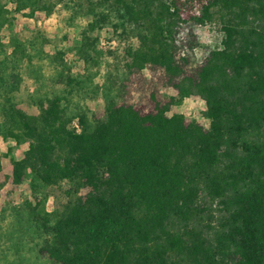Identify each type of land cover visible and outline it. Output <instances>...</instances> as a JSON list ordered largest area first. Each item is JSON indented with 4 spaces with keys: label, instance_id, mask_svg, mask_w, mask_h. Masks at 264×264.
Here are the masks:
<instances>
[{
    "label": "trees",
    "instance_id": "16d2710c",
    "mask_svg": "<svg viewBox=\"0 0 264 264\" xmlns=\"http://www.w3.org/2000/svg\"><path fill=\"white\" fill-rule=\"evenodd\" d=\"M12 2L30 17L57 5L69 23L86 16L74 41L84 71L97 64L96 29L137 45L110 63L100 117L72 99L94 73L71 74L63 49L37 51L66 88L46 104L31 94L39 111L26 114L12 101L36 41L14 37L7 51L0 35V138L27 143L24 159L11 145L4 156L14 183L29 168L32 194L0 208V264H264V0ZM12 20L0 0V31ZM200 22L220 39L197 60ZM190 96L209 108L207 125L168 114ZM62 185L66 201L47 209L43 189Z\"/></svg>",
    "mask_w": 264,
    "mask_h": 264
},
{
    "label": "rangeland",
    "instance_id": "374dc122",
    "mask_svg": "<svg viewBox=\"0 0 264 264\" xmlns=\"http://www.w3.org/2000/svg\"><path fill=\"white\" fill-rule=\"evenodd\" d=\"M2 2L6 9L9 10L10 16L13 19L11 24L5 25L0 31L6 50L9 51L11 49L9 45L11 39L14 37L34 39L36 41L34 49L30 50L32 61H25L21 64L23 81L19 91L14 93L12 106L26 114H37L39 109L31 103L29 98L31 94L38 93L46 104V94L61 92L66 88L65 85L53 81L55 67L49 62L48 58L44 56L40 59L37 56V51H40L41 55H54L56 50L63 49L65 51L64 59L70 67L71 74H87L88 71L94 73L92 82L88 84L86 91H82L80 95H73V103L79 99L91 112L100 117L103 114L104 108L102 86L105 83L107 72L111 68L110 63H113L115 57L123 59L126 47L128 45H137L136 39L133 36L120 39L118 32H113L109 26L94 30L91 35L92 37H96L97 41L93 58L97 61V64L90 62L87 66L88 70L84 71L77 64V52L74 47V41L79 31L88 21L86 16H79L72 23H69V11L65 10L62 5H57L50 12L36 11L30 17L28 16V9L17 13L14 10L15 5L12 0H2ZM193 32L197 45L193 48L192 53L197 60H200L209 49L217 46L220 34L216 30L215 25L204 22L197 23ZM39 35L40 37H47L48 41L41 45ZM37 68L38 70L40 68L38 73L36 72ZM142 73L145 78L149 77L147 69L143 70ZM34 74H38V80L34 79ZM95 85L101 87L97 92L93 90ZM159 93L162 95L173 94L170 88L164 86L160 87ZM138 97L139 94L134 93V100L138 99ZM138 103L144 111L147 110L145 101H138ZM173 112L181 113L186 120L193 119L204 125L208 123L209 108L198 96L184 98L180 105L172 106L168 114ZM73 125H76V120H73ZM10 145L13 146L12 154L16 159H24V152L28 147L27 143L15 145L12 140L0 138V208L4 201L8 200L17 204L23 199L30 198L32 195L28 185L31 176L28 167L20 183L12 181V165L9 158L4 156L7 147ZM64 188L65 185L43 189V192L48 194L46 201L47 209L61 207L66 201ZM86 191L85 189L82 193Z\"/></svg>",
    "mask_w": 264,
    "mask_h": 264
}]
</instances>
